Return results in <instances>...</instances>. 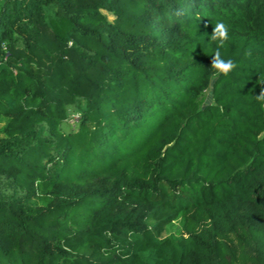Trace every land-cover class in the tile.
Segmentation results:
<instances>
[{
  "label": "trees",
  "instance_id": "trees-1",
  "mask_svg": "<svg viewBox=\"0 0 264 264\" xmlns=\"http://www.w3.org/2000/svg\"><path fill=\"white\" fill-rule=\"evenodd\" d=\"M261 83L264 0H0V264H264Z\"/></svg>",
  "mask_w": 264,
  "mask_h": 264
},
{
  "label": "clouds",
  "instance_id": "clouds-1",
  "mask_svg": "<svg viewBox=\"0 0 264 264\" xmlns=\"http://www.w3.org/2000/svg\"><path fill=\"white\" fill-rule=\"evenodd\" d=\"M209 37L210 40L216 44L215 51L210 60L211 73L213 76H227L237 67L232 59H225L221 52V49L226 47L229 40L228 26L222 21L217 22L212 28ZM247 54L250 55V52ZM260 85H264V83H261ZM255 99L260 103H264V87H261L259 94L255 95Z\"/></svg>",
  "mask_w": 264,
  "mask_h": 264
},
{
  "label": "rangeland",
  "instance_id": "rangeland-1",
  "mask_svg": "<svg viewBox=\"0 0 264 264\" xmlns=\"http://www.w3.org/2000/svg\"><path fill=\"white\" fill-rule=\"evenodd\" d=\"M104 12L108 15L109 19H111V20L114 19V15L112 13H110L106 10ZM205 101H206L205 103H208V102L212 103L213 102V98H212L211 93H209V95L207 96ZM75 117H77V116H75Z\"/></svg>",
  "mask_w": 264,
  "mask_h": 264
}]
</instances>
